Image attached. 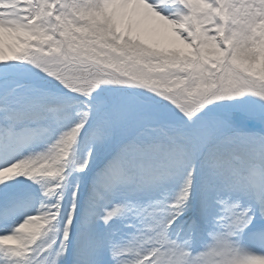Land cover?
I'll return each mask as SVG.
<instances>
[{
  "label": "snow or ice",
  "instance_id": "snow-or-ice-1",
  "mask_svg": "<svg viewBox=\"0 0 264 264\" xmlns=\"http://www.w3.org/2000/svg\"><path fill=\"white\" fill-rule=\"evenodd\" d=\"M0 264H264V0H0Z\"/></svg>",
  "mask_w": 264,
  "mask_h": 264
}]
</instances>
